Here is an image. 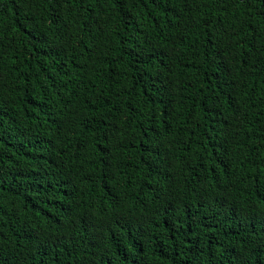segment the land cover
Masks as SVG:
<instances>
[{"label": "trees", "instance_id": "obj_1", "mask_svg": "<svg viewBox=\"0 0 264 264\" xmlns=\"http://www.w3.org/2000/svg\"><path fill=\"white\" fill-rule=\"evenodd\" d=\"M0 264H264V0H0Z\"/></svg>", "mask_w": 264, "mask_h": 264}]
</instances>
